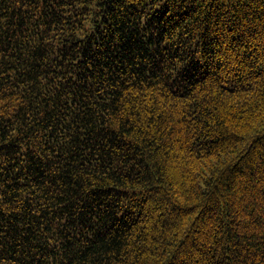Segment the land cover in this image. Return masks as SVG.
<instances>
[{"label": "trees", "instance_id": "1", "mask_svg": "<svg viewBox=\"0 0 264 264\" xmlns=\"http://www.w3.org/2000/svg\"><path fill=\"white\" fill-rule=\"evenodd\" d=\"M0 264H264V0H0Z\"/></svg>", "mask_w": 264, "mask_h": 264}]
</instances>
